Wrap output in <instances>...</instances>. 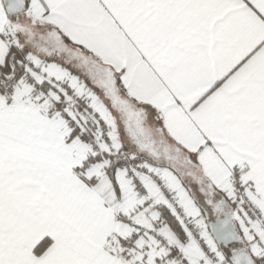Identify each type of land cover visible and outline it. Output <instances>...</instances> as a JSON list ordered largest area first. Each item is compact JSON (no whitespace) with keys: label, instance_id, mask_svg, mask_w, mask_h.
Listing matches in <instances>:
<instances>
[{"label":"snow or ice","instance_id":"1","mask_svg":"<svg viewBox=\"0 0 264 264\" xmlns=\"http://www.w3.org/2000/svg\"><path fill=\"white\" fill-rule=\"evenodd\" d=\"M0 264H264V0H0Z\"/></svg>","mask_w":264,"mask_h":264}]
</instances>
